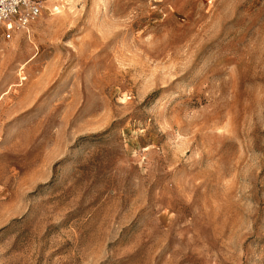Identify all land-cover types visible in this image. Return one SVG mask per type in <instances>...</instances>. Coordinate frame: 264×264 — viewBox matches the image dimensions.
<instances>
[{"label": "rangeland", "instance_id": "rangeland-1", "mask_svg": "<svg viewBox=\"0 0 264 264\" xmlns=\"http://www.w3.org/2000/svg\"><path fill=\"white\" fill-rule=\"evenodd\" d=\"M0 27V264H264V0H44Z\"/></svg>", "mask_w": 264, "mask_h": 264}, {"label": "built area", "instance_id": "built-area-1", "mask_svg": "<svg viewBox=\"0 0 264 264\" xmlns=\"http://www.w3.org/2000/svg\"><path fill=\"white\" fill-rule=\"evenodd\" d=\"M44 0H0V27L5 39L35 22L45 8Z\"/></svg>", "mask_w": 264, "mask_h": 264}]
</instances>
